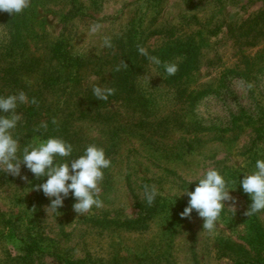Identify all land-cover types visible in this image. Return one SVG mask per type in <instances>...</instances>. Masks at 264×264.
Instances as JSON below:
<instances>
[{"label": "rangeland", "instance_id": "374dc122", "mask_svg": "<svg viewBox=\"0 0 264 264\" xmlns=\"http://www.w3.org/2000/svg\"><path fill=\"white\" fill-rule=\"evenodd\" d=\"M93 23L103 25L96 34ZM166 62L179 71L169 76ZM94 86L116 92L99 101ZM20 91L29 102L18 105L17 126L90 107L128 128L111 130L104 207L83 216L71 193L46 212L51 200L35 185L47 177L23 165L27 180L0 172V264H264V212L244 215L252 201L239 183L264 159V0H32L22 14L0 12V96ZM102 119L75 125L102 139ZM15 138L21 151L45 140ZM209 168L235 181L236 200L211 236L195 210L180 216L183 193ZM145 184L160 193L152 206Z\"/></svg>", "mask_w": 264, "mask_h": 264}, {"label": "clouds", "instance_id": "9594fccd", "mask_svg": "<svg viewBox=\"0 0 264 264\" xmlns=\"http://www.w3.org/2000/svg\"><path fill=\"white\" fill-rule=\"evenodd\" d=\"M32 0H0V12L9 15L22 14L31 7ZM100 23H93L89 31L96 34L102 29ZM104 46L112 47L111 38H104ZM141 54H147L143 47L138 46ZM152 63L159 65L161 61L158 57L149 56ZM121 66L128 67L125 61H121ZM117 66L116 71H120ZM164 68L169 76L175 75L179 71L178 65L174 63H164ZM253 84L248 83L247 88L251 89ZM115 88L93 87V95L99 101H107L109 96L114 95ZM25 92L20 91L16 95L0 96V172L8 173L14 177L27 180V176H21V166L26 167L37 179L47 177L46 182L35 185V190H42L43 194L51 200L46 212H58L63 206L65 198L71 193L76 203L73 210L79 216H83L92 211L93 208H103L104 202L101 200V184L104 180V170L111 167V159L106 157L105 150L95 144L88 145L83 154L78 158L71 159L70 162H60L59 158L71 157L73 145L59 137H50L46 140H38L20 148V142L14 138L13 131L18 122L22 119L21 114L16 110L19 104L28 103ZM32 104H37L35 98ZM52 123L58 126V121L54 118ZM47 123L42 122L40 128L47 130ZM255 171L244 175L239 182L244 193L251 198V205L244 213L251 217L257 213L264 212V159H258L255 164ZM70 181V183H69ZM235 181L226 180L217 169L209 168L202 178L199 179L194 191H185L190 199L188 205L180 213L181 218H191L193 210L203 219V231L210 236L214 235L221 213L225 208L236 211V200L230 195V190H234L231 185ZM155 185L143 186V201L148 206H152L159 195ZM230 201L232 206L226 207L225 202Z\"/></svg>", "mask_w": 264, "mask_h": 264}, {"label": "trees", "instance_id": "16d2710c", "mask_svg": "<svg viewBox=\"0 0 264 264\" xmlns=\"http://www.w3.org/2000/svg\"><path fill=\"white\" fill-rule=\"evenodd\" d=\"M51 57L55 58L56 60H60L62 59V57H64V51L61 49L60 44H57L52 48ZM49 78H51L52 80H57L55 77H52L50 75ZM78 108L75 107L74 109L71 110H69V107L63 108L61 110L62 113L61 115L57 117L53 116L50 123L49 122L47 123L48 125L47 130L40 128L39 131H36V129L39 128L42 122L40 120H35L32 126L27 124L25 125L23 124V126H17L13 132V136L15 138V136L17 137L21 135L23 136L22 139L24 140V142L27 141V143L31 138L37 139L41 137L45 140L50 137L62 138L66 142H69L73 145V153L71 155V158L70 157H67L68 159L65 158L67 162H70L71 159L78 158L80 155H82L85 148L90 144H95L98 147L104 148L106 154L113 145L112 144L113 140L112 138H110L111 130L116 128L117 131L120 130L121 128L127 129L128 127H125L124 125L123 126L111 125L109 121H106V120H110L109 118L106 119L107 113L100 114V111L97 108L86 107L82 110ZM31 112H34L33 108L31 109ZM62 116L64 117V119L63 121H60ZM98 116L103 117L102 122H105L103 123L104 131L102 132V134H104V137L102 139L89 136L87 133L83 131L81 126L75 125V121L79 118L90 117L91 119L92 118L95 119ZM54 118L58 121V126L52 123V120ZM135 126L137 129H139L140 124H137ZM29 241H31L29 245L30 249L31 250L36 249L37 243L35 239L29 237Z\"/></svg>", "mask_w": 264, "mask_h": 264}]
</instances>
